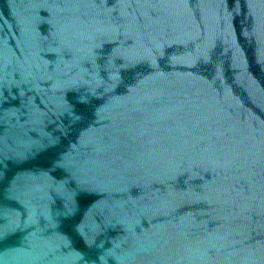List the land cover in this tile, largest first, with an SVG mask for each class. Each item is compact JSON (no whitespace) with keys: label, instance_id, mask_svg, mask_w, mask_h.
Here are the masks:
<instances>
[{"label":"water","instance_id":"water-1","mask_svg":"<svg viewBox=\"0 0 264 264\" xmlns=\"http://www.w3.org/2000/svg\"><path fill=\"white\" fill-rule=\"evenodd\" d=\"M0 264H264V0H0Z\"/></svg>","mask_w":264,"mask_h":264}]
</instances>
